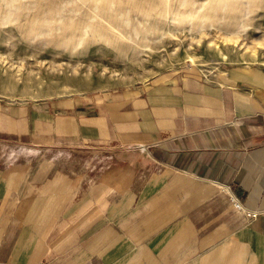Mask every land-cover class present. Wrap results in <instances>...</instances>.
Returning a JSON list of instances; mask_svg holds the SVG:
<instances>
[{"label": "crops", "instance_id": "0c3cea01", "mask_svg": "<svg viewBox=\"0 0 264 264\" xmlns=\"http://www.w3.org/2000/svg\"><path fill=\"white\" fill-rule=\"evenodd\" d=\"M88 105L0 101V264H264V68Z\"/></svg>", "mask_w": 264, "mask_h": 264}, {"label": "rangeland", "instance_id": "374dc122", "mask_svg": "<svg viewBox=\"0 0 264 264\" xmlns=\"http://www.w3.org/2000/svg\"><path fill=\"white\" fill-rule=\"evenodd\" d=\"M238 65L264 68V0H0V101L34 117Z\"/></svg>", "mask_w": 264, "mask_h": 264}, {"label": "built area", "instance_id": "2783aa9c", "mask_svg": "<svg viewBox=\"0 0 264 264\" xmlns=\"http://www.w3.org/2000/svg\"><path fill=\"white\" fill-rule=\"evenodd\" d=\"M235 206L238 209H241V210L244 209L243 205L240 202H238V201L235 202ZM248 215L257 216V212H248Z\"/></svg>", "mask_w": 264, "mask_h": 264}, {"label": "bare ground", "instance_id": "6f19581e", "mask_svg": "<svg viewBox=\"0 0 264 264\" xmlns=\"http://www.w3.org/2000/svg\"><path fill=\"white\" fill-rule=\"evenodd\" d=\"M48 32H49L48 30L45 31V33H48ZM238 37H239L238 35L232 33V34H230L229 36L225 37V39H228V40H229V39H230V40H231V39H233V40L235 39V40H236ZM236 41H237V40H236Z\"/></svg>", "mask_w": 264, "mask_h": 264}]
</instances>
